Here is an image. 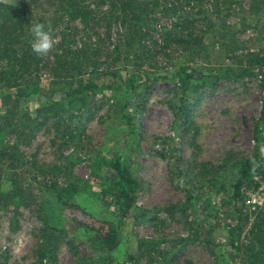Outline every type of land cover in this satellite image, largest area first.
<instances>
[{
  "label": "rangeland",
  "instance_id": "1",
  "mask_svg": "<svg viewBox=\"0 0 264 264\" xmlns=\"http://www.w3.org/2000/svg\"><path fill=\"white\" fill-rule=\"evenodd\" d=\"M175 1L160 0L159 11L154 15L156 20L144 27V35L133 39L132 48L125 41L121 55L130 52L133 58L130 64L140 58L142 67L148 71L147 87L132 93L97 91L91 95L87 109L74 112L72 118L66 114L39 115L40 124L32 128L26 142H17L10 136L9 141L22 154L21 167L27 177L24 186L30 194L26 205L0 208V254L6 253L10 263L31 264L36 259L43 241V215L47 214L55 216L51 226L61 228L60 231L63 228L55 246L57 264H107L99 243L89 241L82 231L74 230L69 220L64 222L57 217L60 207L53 204L54 197L48 186L53 183L64 186L68 180L79 183L81 190L76 200L86 214L77 211L75 216L87 223L107 217L109 209L90 191L98 190L99 178L107 169L106 159L117 153L135 162L140 187L136 211L120 229L121 243L113 253L112 264H242L239 252L229 243V230L238 226L234 233L240 234L239 240L243 243L247 241V231L264 205L247 203L250 195L256 196L258 192L259 183L254 177L260 178V175L252 177L255 182L242 186L240 198H231V183L237 173L229 168L232 161L228 158L231 154L250 156L257 145L256 129L260 135L264 125L260 117V77L256 74L240 80H221L196 94L190 100L187 122L182 127L176 123L172 108L171 75L177 64L195 65L208 71L216 68L218 62L234 64L233 53L237 56L256 51L262 41L252 27L241 25L254 21L247 12L250 0H230L226 23L231 26L235 39L231 36L222 43L224 46L216 43L213 49L209 47L203 53L190 56L170 36L176 20L168 8ZM56 2L41 0L39 9L56 8ZM189 9L190 5L184 2L179 5L181 13ZM67 24L68 47H85L90 54H98V76H102L99 80L105 79L99 71L117 56L114 50L118 44L117 32L122 26L112 24L108 30L86 28L79 21ZM58 30L52 32L56 43L50 52L59 48ZM46 78L45 73L44 84ZM45 96L35 95L24 100L22 108L36 116V109L47 101ZM126 96L140 105L130 131L120 121V104ZM69 122L73 123V133H67ZM260 146L261 140L259 151ZM189 186L191 203L188 218L184 220L180 209ZM65 213L71 214L67 210Z\"/></svg>",
  "mask_w": 264,
  "mask_h": 264
},
{
  "label": "trees",
  "instance_id": "2",
  "mask_svg": "<svg viewBox=\"0 0 264 264\" xmlns=\"http://www.w3.org/2000/svg\"><path fill=\"white\" fill-rule=\"evenodd\" d=\"M182 2L190 5L186 13L179 11ZM229 3L230 0L170 2L168 13L175 14L176 20L169 31H172L170 36H173V43L190 56L203 53L209 47L213 49L216 43L224 46L222 43L231 36L234 38L231 26L226 23V17L230 14ZM40 5L41 0H0V208L26 205L27 197H30L24 186L27 177L21 167L22 154L15 143L9 141L10 136L15 137L17 142H26L32 128L40 124L37 122L39 115L60 117L66 114L72 118L74 112L87 109L91 95L95 92L107 89L115 93H132L140 87H147L146 80L149 79L140 58L137 57L138 62L130 64L133 60L131 53L121 54L125 41L132 48L133 39L142 37L144 27L151 26L156 20L154 15L159 11L160 0H57L56 8L41 10ZM247 12L254 21L251 24L242 22L241 25H248L256 32L262 41L258 50L237 56L232 51L231 57L236 60L234 64L218 62L216 65H219L210 71L195 65H176L171 79L174 83L172 108L178 125L183 127L187 122L190 100L193 101L196 94L221 80H240L256 74L260 77V117L264 120V16L260 18L264 14V0H250ZM72 21H79L86 28L104 27L109 30L112 24H118L119 28L122 26V30L117 32L118 44L114 50L117 56L110 65L99 71L103 72L105 79L99 80L102 76H98V54H90L85 47H68L65 35L67 37L69 34L67 23ZM37 22L45 24L46 28L50 27L51 32L59 29L61 37L58 50L43 57L32 52L29 44L32 39L29 28ZM196 22L197 26L194 24ZM89 72L97 73L90 75ZM45 73L47 85L42 79ZM35 95H46L47 101L36 109V116H31L27 108H22V102ZM123 100L120 104V121L130 131L133 130V121L140 105L128 96ZM72 124L68 123L67 133L75 131ZM260 140L257 128V145L252 155L243 157L231 154V158H228L232 161L229 168L235 169L237 173V178L231 183L232 199L241 197L243 185L255 182L252 179L254 175L264 179V160L258 150ZM106 166L105 173L99 178L98 190L90 191V194L105 204L109 214L94 220V223H87L75 216L77 211L86 214L76 200L81 190L79 183L68 180L64 186L53 183L48 188L54 197L53 204L60 207L57 217L64 222L69 220L74 230L82 231L89 241L99 243L105 254L103 258L108 260L107 264H112L113 253L121 243L120 229L136 211L140 181L135 172V162L123 154L113 153L106 159ZM190 187L185 189L186 199L180 209L184 220L188 218L187 209L191 203ZM66 210L71 213L69 216ZM43 217V241L31 264H57L55 246L60 239L58 233L63 228L60 231L61 228L51 226L55 216L46 214ZM237 228L229 230V243L239 252L242 264H264V207L256 213L244 243L239 240L240 234L234 233ZM129 257L134 258V255L130 254ZM0 264L14 263H10L8 255L3 253L0 254Z\"/></svg>",
  "mask_w": 264,
  "mask_h": 264
},
{
  "label": "clouds",
  "instance_id": "3",
  "mask_svg": "<svg viewBox=\"0 0 264 264\" xmlns=\"http://www.w3.org/2000/svg\"><path fill=\"white\" fill-rule=\"evenodd\" d=\"M29 32L32 36L29 41L32 52L38 57L48 55L56 43L50 27L46 28L45 24L37 22L30 26Z\"/></svg>",
  "mask_w": 264,
  "mask_h": 264
},
{
  "label": "built area",
  "instance_id": "4",
  "mask_svg": "<svg viewBox=\"0 0 264 264\" xmlns=\"http://www.w3.org/2000/svg\"><path fill=\"white\" fill-rule=\"evenodd\" d=\"M260 135H261V146H260V153H261V156L263 157L264 159V125L260 128ZM255 181L259 183V187H258V192L255 196L254 195H250V199L248 198L247 200V203H257L259 205H264V180H260V178L258 176H255L254 177ZM255 196V197H253ZM253 197V198H251ZM253 199V200H251Z\"/></svg>",
  "mask_w": 264,
  "mask_h": 264
}]
</instances>
